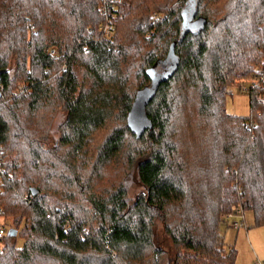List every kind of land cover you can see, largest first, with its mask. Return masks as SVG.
I'll list each match as a JSON object with an SVG mask.
<instances>
[{"label":"trees","instance_id":"obj_1","mask_svg":"<svg viewBox=\"0 0 264 264\" xmlns=\"http://www.w3.org/2000/svg\"><path fill=\"white\" fill-rule=\"evenodd\" d=\"M0 156V264H235L222 222L264 226V0H0Z\"/></svg>","mask_w":264,"mask_h":264},{"label":"rangeland","instance_id":"obj_2","mask_svg":"<svg viewBox=\"0 0 264 264\" xmlns=\"http://www.w3.org/2000/svg\"><path fill=\"white\" fill-rule=\"evenodd\" d=\"M128 1L129 0H126V2ZM251 82L252 79L250 77L246 79H236L233 82V85L229 86L228 91L225 94L224 107L226 112L237 116H249L251 114L250 97L247 90ZM63 120H64V115L58 113V115L56 116V118H54L52 124L50 125V129H49L50 133L48 136V139H50L49 141H55L58 138L59 125L63 122ZM102 136H104V134H102L101 137ZM99 141L100 140H97V142ZM123 170L124 169L121 166H113V167L108 166V172L107 171L106 172L107 175H109L111 178L109 182H112L114 181V179L122 176L124 182L128 185L130 197H133L136 192L142 189V186L138 181L134 171H130V170H127L126 172L124 171V174L126 175L124 176ZM3 171L4 168H1L0 181L1 179H3L4 176ZM250 213L252 214V211ZM7 218H8L7 216L0 215V223L3 224L5 228V232H7L9 229L14 228L12 219L11 218L7 219ZM226 223L222 225V228ZM249 226L250 225L247 224L246 226L245 225L242 226L241 229L234 228L230 233H228L230 236L229 241L232 242L229 244L233 246L237 252L235 264H253L254 262L252 261L254 259L258 260V258H261V257L257 258L256 255L257 250L262 254V256L264 255V226H252V228H249L248 232H246L247 227ZM226 228H228L227 224H226ZM252 229H254L255 231L252 234V236L250 234L249 237L248 234ZM237 233H239V235H237ZM15 237L17 239V244L21 246L24 242V239L19 235L17 236V234ZM155 243L156 245L163 246L167 249H169L171 246V242L169 239H167V236L163 230V226L160 222L157 224L156 227Z\"/></svg>","mask_w":264,"mask_h":264},{"label":"crops","instance_id":"obj_3","mask_svg":"<svg viewBox=\"0 0 264 264\" xmlns=\"http://www.w3.org/2000/svg\"><path fill=\"white\" fill-rule=\"evenodd\" d=\"M251 211L249 210V212H247V211H245L242 215L241 214H233V215H231V216H228L223 222H222V224H221V226H220V233L222 234V236H223V239H224V241H225V243L228 245V246H231L229 243H232L231 241H229V239H230V236H229V234L228 233H230L231 231H232V229H234L235 227H232L231 225H230V223L232 222V221H234V220H240V221H242L243 222V224L246 226L247 224H249L250 226L249 227H247V231L246 232H248V229L249 228H252V226H255L254 225V215H253V213L251 214L250 213ZM227 222V223H226ZM224 223H226L227 224V226H228V228H226V224L223 226V228H222V225L224 224ZM243 225V226H244ZM239 229V228H238ZM240 229H241V227H240ZM254 229H252L250 232H249V234H248V236L250 237V234H251V236H252V234L254 233ZM257 234V233H256ZM237 235H239V233H237ZM250 241V240H249ZM257 253H256V255H257V258L258 257H261V258H258V260H264V255L262 256V254L257 250L256 251ZM255 261H257V260H253L252 262H255ZM249 263V262H248Z\"/></svg>","mask_w":264,"mask_h":264},{"label":"built area","instance_id":"obj_4","mask_svg":"<svg viewBox=\"0 0 264 264\" xmlns=\"http://www.w3.org/2000/svg\"><path fill=\"white\" fill-rule=\"evenodd\" d=\"M115 2L116 3H125L126 2V0H115ZM104 7V6H103ZM104 10H105V8H104ZM103 29H105V31H107V32H110V31H112L113 30V26H112V24H106L104 27H103ZM235 214H241V213H235ZM231 215H233V214H230L229 216H231ZM242 215V214H241ZM230 225L232 226V227H235V228H240V227H242L244 224H243V222L242 221H239V220H234V221H232L231 223H230ZM6 232H5V228H4V226L3 225H0V236H2L3 237V235L5 234ZM253 264H264V261H261V260H257V261H255Z\"/></svg>","mask_w":264,"mask_h":264},{"label":"water","instance_id":"obj_5","mask_svg":"<svg viewBox=\"0 0 264 264\" xmlns=\"http://www.w3.org/2000/svg\"><path fill=\"white\" fill-rule=\"evenodd\" d=\"M34 192H36V190H34ZM12 232V231H11Z\"/></svg>","mask_w":264,"mask_h":264}]
</instances>
